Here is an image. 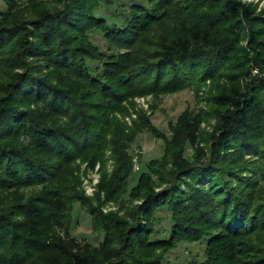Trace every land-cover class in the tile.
I'll use <instances>...</instances> for the list:
<instances>
[{"label": "trees", "instance_id": "16d2710c", "mask_svg": "<svg viewBox=\"0 0 264 264\" xmlns=\"http://www.w3.org/2000/svg\"><path fill=\"white\" fill-rule=\"evenodd\" d=\"M259 1L12 0L0 10V264H164L181 243L204 246L188 264H264V81L248 69H264ZM203 86L208 132L199 113H183L170 137L147 116L126 132L113 115L134 96ZM143 130L164 152L129 188L142 201L129 219L88 207L106 233L98 247L67 229L45 235L68 210L76 161L116 149L117 181L101 188L126 190L128 148Z\"/></svg>", "mask_w": 264, "mask_h": 264}, {"label": "rangeland", "instance_id": "374dc122", "mask_svg": "<svg viewBox=\"0 0 264 264\" xmlns=\"http://www.w3.org/2000/svg\"><path fill=\"white\" fill-rule=\"evenodd\" d=\"M11 1L0 0V10H7ZM247 1L251 2L252 0ZM254 1L257 2V0ZM258 6L264 8V0L259 1ZM111 11L112 9L102 7L97 12L98 15L110 18ZM92 39L101 48L107 47L108 43L100 32L92 33ZM242 44L247 48V41H243ZM247 50L250 51L248 48ZM248 69L252 77L264 81V69L253 63L249 64ZM207 87L211 86H203L201 89L185 87L174 92L134 96L124 101L125 108L121 112L113 115L125 125L126 132H130L135 127L141 128V117L147 116L154 128L170 137L171 125L175 124L183 113H199L204 118L201 129L203 132H208L215 123V119L211 115L213 105ZM185 148L188 155L192 153L191 145L186 144ZM163 152L164 140L156 137L149 130L139 132L128 148L132 176L125 184L126 190L123 192V186L117 197L113 198H108L106 189L101 186L103 179L114 177L117 181L116 166L120 165L117 150L106 148L103 159H97L94 164L88 163V160L76 161L73 175L69 176L73 186L68 189L69 195L66 197L69 202L68 210L65 216L59 219L60 221L57 218H55L56 222L52 221L50 228L45 231V235L52 237L67 229L72 236L85 240L93 246H100L106 233L99 223L92 222V215L89 213L88 207L96 212L100 211L103 215L100 219L103 217L109 221V218L113 216L121 220L129 219L135 207L142 203L141 200L133 199L128 195L129 188L135 184L137 176L142 171L152 173L147 163L161 159ZM66 183L67 181L62 184ZM158 216V223H155V226L161 230L158 237H168L169 219L166 217V211H159ZM131 220L132 218L129 221ZM47 236L48 242L51 237L47 238ZM204 257L203 245L181 243L171 249L164 259V264H188L193 259L203 260ZM34 258L39 257L35 256ZM34 258L31 260L34 263L30 264H45L42 259L34 261Z\"/></svg>", "mask_w": 264, "mask_h": 264}]
</instances>
